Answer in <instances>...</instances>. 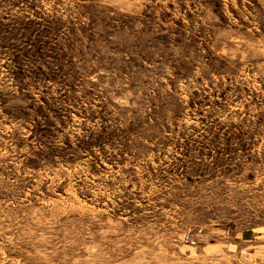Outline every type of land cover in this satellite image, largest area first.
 I'll list each match as a JSON object with an SVG mask.
<instances>
[{
  "label": "rangeland",
  "instance_id": "rangeland-1",
  "mask_svg": "<svg viewBox=\"0 0 264 264\" xmlns=\"http://www.w3.org/2000/svg\"><path fill=\"white\" fill-rule=\"evenodd\" d=\"M0 264H264V0H0Z\"/></svg>",
  "mask_w": 264,
  "mask_h": 264
}]
</instances>
